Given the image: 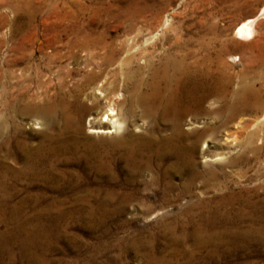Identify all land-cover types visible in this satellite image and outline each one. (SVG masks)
Wrapping results in <instances>:
<instances>
[{"label": "bare ground", "instance_id": "1", "mask_svg": "<svg viewBox=\"0 0 264 264\" xmlns=\"http://www.w3.org/2000/svg\"><path fill=\"white\" fill-rule=\"evenodd\" d=\"M149 11V6H138L137 0H132L131 4L121 9L122 25L128 21L131 23L124 26L130 32L125 38L108 40L102 34L83 32L76 35L75 40L67 42L69 47L76 46L86 51L84 78L87 82L101 78L105 84L116 64L130 83L125 87V93L113 94L115 90H109L102 83L89 88L78 83L69 91L70 97H73L70 101L63 87L65 75L71 70L65 71V74L62 67L57 75L60 85L52 89L49 83L44 82L42 93L29 96L27 89H17L18 83L11 82L15 72L7 69L0 71V218L18 216L26 209L23 204L14 206L10 201L50 197L44 189L35 190L33 187L51 182L52 170L57 162L54 163V157L66 153L68 144L79 145L78 138L69 143L65 140L68 127L74 129L75 137L83 136L86 130L84 113L106 100L109 103L107 109L97 111L101 113L99 115L89 116L90 132L113 134L123 131L126 136L112 135L111 141L119 152L111 150L108 161L104 155L90 149L87 141L86 146L89 147L83 150V157L88 161L95 156L97 162L90 168L91 171H109L107 184L129 187L130 191L125 189L122 193L109 188L105 191L106 198L123 204L137 193H142V199L150 201V198L155 200L158 196L175 204L180 208L178 214L172 221L159 224V227L165 233H174L172 236L178 235L179 238H174L178 244L194 239L201 247L212 246L211 251L215 253L220 243L241 247L252 238L264 240V197L255 199L257 192L259 195L264 193V69L249 64L237 70L222 53L207 59V42H196L193 37H162L158 40L155 36L142 37V26L135 28L136 21ZM261 14L264 15V9ZM155 15L159 17L160 11ZM257 19L246 20L236 34L252 36L256 33L254 24ZM133 32L135 34L131 35ZM157 44L162 45L163 52L150 49ZM251 46L253 48L254 45ZM258 57L256 60L264 63ZM231 59L238 60L239 57ZM112 95L119 98L118 103ZM215 106H220L214 109L218 117L207 120L202 116ZM69 108L75 112L69 114ZM246 114H261L262 117L246 118ZM17 115L37 116L27 121L42 130V137L36 145L24 137L26 131ZM104 116L107 117L104 119ZM135 116H141L138 117L139 123L133 122ZM209 142L219 149L211 150ZM119 157L126 162V167L119 166L120 171H125L127 175L124 180H118L121 174L117 175L113 166ZM254 162L256 169L253 176L250 171ZM146 174L148 177H143ZM229 177H233L232 181L238 187L246 185L245 180H255L257 190L231 189L228 186ZM142 184L147 191L143 192L138 187ZM130 186L133 188L130 189ZM209 191L220 193L207 196ZM186 198L189 199L184 205L180 201ZM103 204L99 206L103 207ZM148 205V210L153 208ZM122 210L119 207L111 209L114 215H119ZM8 231L0 229V246L2 243L12 244L15 240L10 236L20 233ZM212 235L218 236V242L211 238ZM31 238L30 234L21 235L23 249L28 248ZM147 257L151 260L149 264L167 262L165 255Z\"/></svg>", "mask_w": 264, "mask_h": 264}, {"label": "rangeland", "instance_id": "2", "mask_svg": "<svg viewBox=\"0 0 264 264\" xmlns=\"http://www.w3.org/2000/svg\"><path fill=\"white\" fill-rule=\"evenodd\" d=\"M131 1L0 0V71L7 69L15 72L11 82L18 83L17 89H27L25 92L29 96L42 93L44 82L49 83L52 89L60 85L57 75L62 67L64 72L71 70L68 75L65 72L67 77L65 75L63 87L68 97H70V89L78 83H83L85 88L101 84V78L91 83L85 80L86 51L80 50L75 45L69 47L67 42L70 39L75 40L76 35L83 32L90 35L102 34L108 40L129 36L130 32L124 26L130 21L122 25L119 13L121 9L131 4ZM137 5L151 8V11L136 21L135 28L142 26V37L155 36L157 40L162 37L169 39L193 37L196 42L200 40L203 43L207 42V59L211 56L215 58L222 53L237 70L249 64L264 69V63L256 60L258 56L264 60V15L261 14L264 0H137ZM157 11H160L159 17L155 15ZM254 17H258L254 24L256 33L250 37L238 36L236 34L238 27ZM134 34L135 32L131 33ZM21 42H23L22 46H20ZM251 45H254L253 48ZM150 49L163 52L161 44ZM199 51L205 52V50ZM234 56H238L239 59L232 60ZM77 65H80L78 69L75 68ZM111 71L102 86L115 90L113 94L121 91L125 93V87L130 83H127L128 80L118 65H113ZM113 97L118 103L119 98L116 95ZM69 100L72 101L73 97ZM108 106L109 103L102 100L95 108L84 113L83 124L86 130L83 136L75 137L74 129L68 127L65 140L69 143L78 138L79 145L75 147L72 144V147L68 144L66 153L54 157V163L57 162L54 165L56 168L53 167L52 170L54 172L51 182L39 183L40 186L33 187L35 190L44 189L50 194L49 198L10 201L14 206L23 204L26 209L18 216H5L6 220L0 218L1 231L9 230L8 232L12 234L20 232L18 235L10 236L15 240L12 244H1L0 264H149L151 260L148 255H165L167 262L163 264H264V240L252 238L253 240L244 243L241 247L230 246L231 243H220L215 253L211 251L212 246L201 247L194 242V239L178 244L177 239H174L179 238L178 235L172 236L174 233H165L159 227V224L161 226L163 222L172 221L178 214L180 208L175 204L163 201L158 196L155 200L150 198V201L142 199V193H137L123 204H116L106 198L105 191L109 188L125 193V189L129 191V187L122 188L117 184H107L109 171L105 173L98 170L91 171L90 168L96 165V157L91 156L87 161L83 157V150L89 145L94 152L104 155L107 161L111 150L115 153L119 152L111 139L112 135L125 137L123 131L98 134L89 130L90 117L101 114L97 111L105 110ZM217 107L220 106H215L207 115L202 116L207 117V120L218 117L214 112ZM71 109H68L69 114L71 111L75 112ZM252 115L246 114L244 117H262L261 114ZM31 117L37 116L17 115V119L19 118L26 131L24 137L29 138V141L36 145L42 137V130L34 128L27 122ZM106 117L104 116V119ZM138 117L141 116L132 118L134 123L140 122ZM262 123L264 136V121ZM86 141L89 143L87 146ZM208 145L211 150L219 149L212 142ZM114 164L116 174H121L118 180L121 178L124 180L127 175L125 171H120L119 166L126 167L125 160L119 157ZM253 164L250 174L254 176L256 162ZM63 171L66 173L64 174ZM143 177L146 178L148 175ZM175 180L178 181V178ZM232 180L233 177H229L228 186L231 189L257 190L255 180H245L247 184L242 187L236 186ZM260 184L262 185L263 182ZM138 187L143 192L147 191L143 189L144 184ZM161 187L159 185V189H162ZM131 188L133 186H130ZM219 193V191H209L207 196ZM263 197L264 193L259 195L257 192L255 199ZM188 199L180 202L186 205ZM100 203H104V206H99ZM148 204L153 208L148 210L146 208V206L150 208ZM111 207H119L124 211L114 215ZM24 234H30L33 238L27 246L29 249H23L20 241L21 235ZM211 238L218 242L217 235H212ZM173 240H175L174 244ZM153 264L158 263L154 261Z\"/></svg>", "mask_w": 264, "mask_h": 264}]
</instances>
